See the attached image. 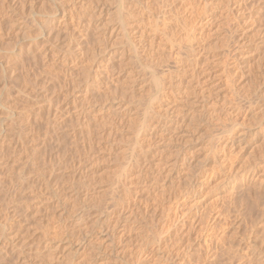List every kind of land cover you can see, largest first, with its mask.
Here are the masks:
<instances>
[{
    "label": "rangeland",
    "instance_id": "1",
    "mask_svg": "<svg viewBox=\"0 0 264 264\" xmlns=\"http://www.w3.org/2000/svg\"><path fill=\"white\" fill-rule=\"evenodd\" d=\"M172 261L264 264V0H0V264Z\"/></svg>",
    "mask_w": 264,
    "mask_h": 264
},
{
    "label": "bare ground",
    "instance_id": "2",
    "mask_svg": "<svg viewBox=\"0 0 264 264\" xmlns=\"http://www.w3.org/2000/svg\"><path fill=\"white\" fill-rule=\"evenodd\" d=\"M90 5H92V4H90ZM185 6H186V5H185ZM187 6H188V5H187ZM186 9H187V8H186ZM126 12H127V11H126ZM127 16H128V15H127ZM109 19H110V18H109ZM122 19H123V18H122ZM124 19H125V18H124ZM105 20H106V19H105ZM126 20H127V19H126ZM128 20H129V19H128ZM64 21H65V20H64ZM111 21H112V20H111ZM119 21H120V20H119ZM249 21H250V20H249ZM104 22H106V21H104ZM58 23H59V21H58ZM107 23H110V22L108 21ZM120 23H121V22H120ZM79 24H80V23H79ZM113 24H114V23H113ZM115 24H116V22H115ZM129 24H130V23H129ZM61 25H62V24H61ZM101 25H104V26H105V23H104V24L102 23ZM109 25H110V24H109ZM111 25H112V22H111ZM126 25H127V24H126ZM104 26H102V27L104 28ZM106 26H107V25H106ZM122 27H123V26H122ZM131 27H132V28L135 27V23H134V22H132V23L130 24V29H131ZM106 28H107V27H106ZM154 28H155V27H154ZM154 28L151 27V28L149 29V32H151V33L147 32L146 30H145V31H141V30H140V32L137 31V32L139 33V34H138V35H139V38H137V39H140V38L142 39V37H144L143 35H145L146 33H147V34H150V35H151V34H154V32H155V29H154ZM134 29H135V28H134ZM144 29H145V28H144ZM135 31H136V30H135ZM119 32H120V31H119ZM119 32H118V33H119ZM133 33H134V31H133ZM135 33H136V32H135ZM136 34H137V33H136ZM117 35H118V34H117ZM138 35H137V36H138ZM137 36H136V37H137ZM152 36H153V35H152ZM119 37H120V36H119ZM121 37H122V36H121ZM121 37H120V39H121ZM133 39H135V38L133 37ZM150 40H151V44H150L149 46L152 48V46H153L154 43H155V40H154L153 37L150 38ZM150 40H149V41H150ZM135 46H138V44L135 45ZM157 46H158V45H157ZM137 49H138V48H137ZM139 50H140V49H139ZM144 53H145V54L148 53L147 50L144 51ZM138 55L141 56L140 54H138ZM151 63H152V62H151ZM195 68H196V66H195ZM196 69H197V68H196ZM152 70H153V69H152ZM154 70H155V69H154ZM148 75H149V74H148ZM150 76H151V75H150ZM162 77H163V76H162ZM148 78H150V77H148ZM153 78H154V77H153ZM153 78H152V79H153ZM160 79H161V78H160ZM160 79H159V80H160ZM162 79H164V78H162ZM154 81L157 82L158 80L156 81V79H155ZM161 81H163V80H161ZM161 81H159V82H160L159 85H161ZM132 82H133V83H136V80H135V81L132 80ZM159 82H157V83H159ZM179 84H182V83H179ZM157 85H158V84H157ZM157 85H155V86L157 87ZM161 86H162V85H161ZM178 86H179V87H182V85H178ZM156 87H155V88H156ZM162 87H163V86H162ZM152 88L154 89V87H152ZM153 91H154V90H153ZM162 91H163V90H162ZM150 93H151V92H150ZM157 96H158V95H157ZM150 97H151V96H150ZM164 97H165V96H164ZM152 99H153V97H152ZM152 99L150 100V103H151V101H153L155 98H154L153 100H152ZM161 99H163V100H162V102H161L162 104L160 103V104H161V105H160V107H161V110H160V111H162L161 114H163V115H162L161 117H162V119L165 120V124H169V125H172V124L175 125V124H177V123L179 122L180 117H181V108H180L179 106H174V105H172L170 102H168L169 99H168V100H165L163 97H162ZM169 101H170V100H169ZM205 101H206V100H205ZM146 102H147V100H146ZM146 102H145V103H146ZM158 103H159V102H158ZM198 103L200 104L201 102H198ZM207 103H208V102H207ZM152 104H154V103H152ZM152 104L150 105L151 107L154 106V105L152 106ZM208 104H209V103H208ZM208 104L205 105V102L203 101V104H201L202 106H199V107L202 109L201 111H203V113H204V114H203V113L201 112V113L203 114L204 118H205V117H206V118H207V117H208V118L213 117L214 119L220 121V120H219V119H221L220 116H219L220 114H219V113H218L219 115L216 114V113L218 112V110H217V105L210 104V106H209ZM144 106H145V105H144ZM153 109H154V108H153ZM157 109H158V107H157ZM154 110H155V109H154ZM154 110H153V111H154ZM150 111H151V110H150ZM153 111H152V112H153ZM160 111H159V112H160ZM154 112H155V111H154ZM149 114H150V113H149ZM161 114H160V115H161ZM203 116H202V117H203ZM153 117H154V115H153ZM208 118H207V119H208ZM222 119H223V118H222ZM164 120H163V121H164ZM161 121H162V120H161ZM221 121H222V120H221ZM145 123H146V122H145ZM149 124H150V123H149ZM145 128H146V127H145ZM160 128H162V126H160ZM145 130H146V129H145ZM156 132H157V130H156ZM243 134H244V133H243ZM244 135H245V134H244ZM244 135H243V137H244ZM244 139H245V138H244ZM240 142H241V140H240V141H237V139H236V140H233V139H232V140H229L228 142H226V144H224V145L222 144L223 146H222V147L220 146V147H221V149L224 150V149H225V146H227L228 144H233V145L231 146V148H232L235 144H236V145H237V144L239 145ZM241 143H242V142H241ZM221 151H222V150H221ZM180 161H181L182 168H184V170H185V172L182 171V172H183V173H182V174H183V177H184L185 180H188L189 177H190V171H189V169H190V166H191V163H192V162H191V160L188 159L187 157H182V159H181ZM158 165H160V163H158ZM123 172H124V171H123ZM179 173H181V172H179ZM125 174H126V173H125ZM167 175H169V172H168ZM155 176H156V177H159V176H157V175H155ZM127 177H128V176H127ZM123 178H125V177H123ZM129 179H130V178H129ZM125 180H126V179H125ZM127 180H128V179H127ZM164 180H166V179H164ZM204 181H205V180H204ZM183 184H184V183H181V182L178 183V185H180V186H181V185L184 186ZM228 184H230V183H228ZM228 184H227V185H228ZM236 184H237V183H236ZM231 186H233V185H231ZM235 186H236V185H235ZM173 187H174V186H173ZM176 187H177V186H176ZM192 188H193V187H192ZM176 189H177L178 192H179V189H178V188H176ZM196 189H197V192H193V193H192L191 201H189V203H188L190 206L192 205V209H194V207H195V209L198 207L197 204H198V202H199L201 196H203V191H205V190H204V189H205V188H204V185H202V184L199 185V186H197ZM232 189H233V188H231V190H232ZM262 189H263V188H262ZM231 190L228 189V192H230L228 195H230L231 200H233L232 197H233L234 195H233V191L231 192ZM233 190H234V189H233ZM235 190H237V188H236ZM159 191H160V190H159ZM162 191H163V189H162ZM174 192H176V190H175ZM183 192H184V191H181L180 193H183ZM228 192H227V193H228ZM236 192H237V191H236ZM163 193H164V192H163ZM189 193H191V192H189ZM227 193H226V194H227ZM232 195H233V196H232ZM176 196H177V195H176ZM231 196H232V197H231ZM218 197H221V196H218ZM218 197H217V198H218ZM221 198H222V197H221ZM221 198H220V199H221ZM224 198H225V196H224ZM224 198H223V199H224ZM230 198L228 197V201H229V202H230V200H229ZM180 199H181V198H180ZM180 199H179V198H176V199H175V202H176L177 204H179V203H180ZM226 200H227V199H226ZM228 201H227V202H228ZM186 204H187V203H186ZM188 204H187L186 206H188ZM128 206H129V205H128ZM182 206H183V205H182ZM168 207H169V206H168ZM130 208H131V207H130ZM185 208H186V207H185ZM168 209H169V208H168ZM168 209H167V210H168ZM129 210H130V209H129ZM171 210H172V209H171ZM176 210H177V209H176ZM178 210H179V209H178ZM224 210H225V209H224ZM122 211H123V210H122ZM125 211H126V209H125ZM127 211H128V210H127ZM169 211H170V209H169ZM180 211H181V210H180ZM184 211H185V210H184ZM186 211H188V210H186ZM186 211H185V212H186ZM119 212H120V211H119ZM132 212H133V211H129V216L133 215ZM175 212H176V211H175ZM188 212H189V211H188ZM133 213H134V212H133ZM179 213H180V212H179ZM179 213H177V214H179ZM186 213H187V212H186ZM120 214H121V213H119V215H120ZM165 214H166V213H165ZM177 214L174 213L175 216H178ZM183 214H184V216L187 215V214H185V213H183ZM183 214H182V215L180 214V217H181V218H182ZM222 214H223V213H221V215H222ZM163 215H164V214H163ZM170 215H171V214H170ZM196 215H197V214H196ZM217 215H218V214H217ZM121 216H122V215H121ZM123 216H124V215H123ZM175 216H174V217H175ZM127 217H128V216H127ZM131 217H132V216H131ZM170 217H171V216H170ZM180 217L178 216L177 218H180ZM197 217H198V216H197ZM216 217H217V216H216ZM216 217H215V218H216ZM220 217H221V216H220V213H219V217H218V218H220ZM163 220H164V219H163ZM178 220H179V219H178ZM193 220H194V219H193ZM211 220H212V219H211ZM219 220H220V219H219ZM198 221H200V220H198ZM201 221H202V220H201ZM201 221L199 222V225H201V227H203V226H202L203 224L201 223ZM214 221H218V219H217V220L214 219ZM193 222H194V221H193ZM210 222H212V221H210ZM161 223H162V222H161ZM161 223H160V224H161ZM200 223H201V224H200ZM215 223H216V222H215ZM157 224H158V223H157ZM163 224H164V223H163ZM209 224H210V223H209ZM165 225H166V224H165ZM165 225H163V227L160 226V225H159V226L162 227V228L164 229V226H165ZM182 225H184V223H183ZM196 225H197V224H196ZM196 225H194V226H196ZM213 225H214V224H212V227H213ZM185 226H186V225H185ZM191 226H192V225H191ZM79 227H80V229H82L81 231L83 232V235L87 234L88 231H91V230H89V226H87L86 224H83V222H82V223H79ZM160 227H158V228H160ZM162 228H161V229H162ZM198 228H199V227H198ZM211 229H212V228H211ZM122 230H123L124 232L122 231L123 234H122L121 236H119V237H120V239H119L120 242L123 241L122 239H125L124 236H126V235H124V233H125V228L122 229ZM215 230H216V229H215ZM159 231H160V229H159ZM204 231H205V230H204ZM99 232H100L101 236L106 240V243L108 242L106 245L111 246V247L114 246V248H115L116 246H118V245H117V242H115V239H116V238L114 239V237H113V235H112V230L110 229L109 226H102V227L100 228V231H99ZM89 233H90V232H89ZM89 233H88V234H89ZM160 233H161V232H160ZM160 233H159V235H160ZM214 233H215V232H214ZM162 234H163V233H162ZM175 235H176V234H175ZM213 235L215 236V234H213ZM172 236H173V235H172ZM214 236H213V237H214ZM123 237H124V238H123ZM154 237H155V236H154ZM178 237H179V236H178ZM208 237H209V236H208ZM156 238H157V237H156ZM172 238H173V237H172ZM221 238H222V237H221ZM153 239H154V238H153ZM168 239H169V238H168ZM183 239H184V238H183ZM215 239H216V238H215ZM119 240H118V241H119ZM170 240H171V239H170ZM170 240H169V241H170ZM216 240H217V239H216ZM218 240H219V238H218ZM218 240H217V241H218ZM220 240H221V239H220ZM169 241H167V242H169ZM177 241H179V240H177ZM211 241L214 242L213 240H211ZM120 242H119V243H120ZM125 242H126V241H125ZM172 243H173V240H172ZM172 243H171V245H172ZM175 243H176V242H175ZM180 243H181V242H180ZM122 244H123V243H122ZM177 244H178V242H177ZM173 245H174V244H173ZM58 246H59V245H58ZM78 246H79V245H78ZM111 247H110V248H111ZM166 247H167V246H166ZM80 248H81V247H79L78 249H80ZM108 248H109V247H108ZM167 249H169V248H167ZM80 250H81V249H80ZM116 250H117V249H116ZM116 250H115V251H116ZM177 250H178V249H177ZM213 250H214V249H213ZM115 251H114V252H115ZM180 251H181V250H180ZM180 251H179V252H180ZM116 252H117V251H116ZM171 252H172V251H171ZM210 253H211V251H210ZM212 253H213V252H212ZM173 254H174V253H173ZM101 255H102V254H101ZM137 255H138V254H137ZM134 256H135V255H134ZM163 256H164V255H163ZM166 256H167V255H166ZM136 257H137V256H136ZM169 257H170V256H169ZM174 257H175V256H174ZM204 257H205V256H204ZM164 258H165V257H164ZM164 258H163V259H164ZM206 258H207V257H206ZM132 259H136V258H132ZM170 259H171V258H169V260H170ZM79 260H80V259H79ZM136 260H137V259H136ZM116 261H117V260H116ZM134 261H135V260H134ZM113 262H114V261H113ZM136 262H137V261H135L134 263H136ZM172 262H173V261H172ZM197 262H198V261H197ZM99 263H100V262H99ZM177 263H178V262H177ZM177 263H176V264H177ZM173 264H174V262H173ZM178 264H179V263H178Z\"/></svg>",
    "mask_w": 264,
    "mask_h": 264
}]
</instances>
